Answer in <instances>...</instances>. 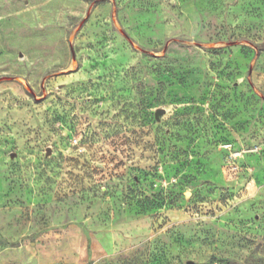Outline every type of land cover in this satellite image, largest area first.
I'll return each instance as SVG.
<instances>
[{"label":"rangeland","instance_id":"374dc122","mask_svg":"<svg viewBox=\"0 0 264 264\" xmlns=\"http://www.w3.org/2000/svg\"><path fill=\"white\" fill-rule=\"evenodd\" d=\"M264 264V0H0V264Z\"/></svg>","mask_w":264,"mask_h":264},{"label":"crops","instance_id":"0c3cea01","mask_svg":"<svg viewBox=\"0 0 264 264\" xmlns=\"http://www.w3.org/2000/svg\"><path fill=\"white\" fill-rule=\"evenodd\" d=\"M35 257H36L37 259H35V260L33 261V259L31 258V256L29 255V256H28L29 260H26V261H25L26 264H52V261L47 260V258H44V261H42V259L40 260V257H38V256H36V255H35Z\"/></svg>","mask_w":264,"mask_h":264}]
</instances>
